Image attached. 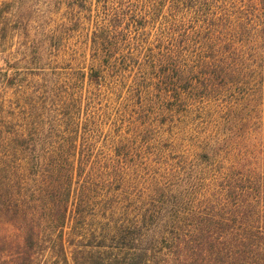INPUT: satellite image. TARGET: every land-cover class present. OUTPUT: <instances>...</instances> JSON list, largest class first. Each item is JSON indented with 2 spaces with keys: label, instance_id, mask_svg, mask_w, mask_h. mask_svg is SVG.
<instances>
[{
  "label": "trees",
  "instance_id": "trees-1",
  "mask_svg": "<svg viewBox=\"0 0 264 264\" xmlns=\"http://www.w3.org/2000/svg\"><path fill=\"white\" fill-rule=\"evenodd\" d=\"M89 43L58 140L30 142L43 214L10 263L33 264L40 246L44 264H264V0H111ZM193 103L212 122L203 216L188 225L170 207L169 164L146 180L159 204L138 205L126 150L154 125L139 109ZM161 139L148 144L167 158Z\"/></svg>",
  "mask_w": 264,
  "mask_h": 264
},
{
  "label": "rangeland",
  "instance_id": "rangeland-1",
  "mask_svg": "<svg viewBox=\"0 0 264 264\" xmlns=\"http://www.w3.org/2000/svg\"><path fill=\"white\" fill-rule=\"evenodd\" d=\"M109 1L0 0V264H11L17 239L42 219L43 179L30 167V142L58 140L56 128L74 109L64 93L78 86L80 67L88 71L92 66L89 38L97 24H106ZM84 83L87 87L88 79ZM117 111L108 105V113ZM139 111L138 120L150 114L154 125L126 150L135 154L129 163L130 193L139 206L158 205L159 197L145 195L146 180L169 164L177 173L167 181L174 191L170 207L189 225L194 216H203V143L212 112L203 103ZM158 138L165 151L170 149L167 158L152 155L155 146L148 143ZM44 262L39 246L33 264Z\"/></svg>",
  "mask_w": 264,
  "mask_h": 264
}]
</instances>
